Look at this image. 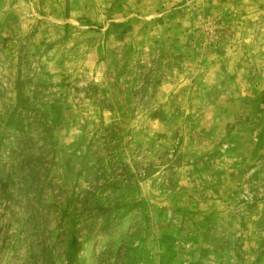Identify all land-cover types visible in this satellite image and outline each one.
<instances>
[{"label":"rangeland","instance_id":"1","mask_svg":"<svg viewBox=\"0 0 264 264\" xmlns=\"http://www.w3.org/2000/svg\"><path fill=\"white\" fill-rule=\"evenodd\" d=\"M212 62L255 86L264 0H0V264H264V88L220 125Z\"/></svg>","mask_w":264,"mask_h":264},{"label":"crops","instance_id":"2","mask_svg":"<svg viewBox=\"0 0 264 264\" xmlns=\"http://www.w3.org/2000/svg\"><path fill=\"white\" fill-rule=\"evenodd\" d=\"M245 65L244 63L228 64L224 62L220 64L219 62H212L208 64L203 75L199 78L200 90L203 91L205 97L209 95L210 98L207 99L210 101L204 113L217 117L220 125L225 123L228 118L236 116L237 107H233L235 103L242 101L247 95L258 93L264 88V73L261 77H256L258 80L255 86L251 87ZM223 71L228 74L227 78L224 77ZM210 87H213L211 92L208 89ZM206 90L208 91L206 92Z\"/></svg>","mask_w":264,"mask_h":264},{"label":"trees","instance_id":"3","mask_svg":"<svg viewBox=\"0 0 264 264\" xmlns=\"http://www.w3.org/2000/svg\"><path fill=\"white\" fill-rule=\"evenodd\" d=\"M143 84L145 85V86H147L148 84H149V82L146 80L144 83H142V90H143ZM5 188L6 187V184H3V183H0V192H2V193H5L6 191H5V189H3V188ZM2 189V190H1ZM5 195V194H4Z\"/></svg>","mask_w":264,"mask_h":264}]
</instances>
